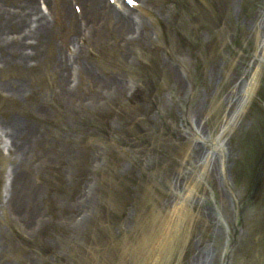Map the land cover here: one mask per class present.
<instances>
[{
    "label": "rangeland",
    "instance_id": "1",
    "mask_svg": "<svg viewBox=\"0 0 264 264\" xmlns=\"http://www.w3.org/2000/svg\"><path fill=\"white\" fill-rule=\"evenodd\" d=\"M144 1L152 16L130 23V28H147L143 40L125 37L122 30L107 35L118 20L91 14L85 21L81 17L76 28L83 23V30L94 26L103 29V33L98 43L83 44V51L77 41L67 48L62 46L58 43L61 36L52 31L48 39L56 46L50 48L42 43L36 49L25 47L33 54L26 65L9 63L15 55L10 48L2 52L5 60L0 62V264H53V259L64 254L66 264H119L111 254L101 258L100 252L91 260L90 250L83 249L80 232L67 230L81 212L72 194L76 178L90 179L89 187L99 190L97 198L90 200L100 203L103 192L114 193V170L118 178L137 172L145 186L153 180L161 208L178 207L180 222L169 227L172 239L159 257L154 240L160 238L161 215L149 214L151 231L147 241H138L141 237L137 240L134 235L128 237L127 248L134 244L127 251L131 264H169L177 237V251L171 264H197L198 252L202 250L207 254L205 264H264V187L251 197L248 178L237 182L234 177L238 164L249 166V148L255 152L262 147L263 139L259 136L264 134V103L256 108L254 103L259 93H264V0H217L219 19L206 7L202 10L201 2L190 0L191 5L185 8L188 12L182 14L186 18L184 24L171 25L168 20L163 23L174 28L176 40L158 30L161 23L153 15L158 13L163 19L170 15L174 19V11L179 8L175 2L182 9L185 0H170L166 4ZM39 2L43 14L52 17L53 26L58 19L60 25L56 30L71 27L59 18L60 0H34L36 13ZM67 3L72 11L75 5L82 8L78 0ZM204 14L206 23L202 25ZM76 50L79 59L75 60V53L69 60V54ZM214 55H218L223 69L212 78ZM117 66L123 67L125 73L116 70ZM176 67L187 73V89L176 87ZM258 69L259 81L254 98L248 103L249 77ZM108 73L109 86L117 80L118 85L103 89L105 93L96 90L89 104L90 80L100 84ZM149 76L160 79L152 87L158 94V100H153L158 111L147 102L135 106L117 104H124L127 98L126 93L117 96L123 83L130 87L134 80L146 82ZM72 82L75 88L79 85V91L70 97L68 88ZM245 103L248 109L244 113ZM110 108L111 133L107 138L99 137L94 130L96 117L103 111L111 112ZM159 116H165L164 124L170 129L159 125ZM136 124L142 126L149 139L139 141V134L134 133ZM196 131L205 141L215 139L226 154L222 156L218 150L208 157L207 148L193 135ZM128 137L131 141L132 137L136 139L133 143H117ZM174 138L182 144L188 142L186 158L172 154ZM223 160L228 171L225 175L220 169ZM98 162L100 166L105 163L112 167L97 173ZM29 186L38 189L33 191ZM134 202L131 196L130 205ZM145 205H135L128 217L126 213L115 224L122 223L124 231L134 230ZM13 224L29 238L43 229L44 237L50 236L46 244L51 246L55 241L59 249L55 248L50 256H36L29 247L30 241L26 242L28 245L22 244L14 237ZM71 252L78 260L69 263Z\"/></svg>",
    "mask_w": 264,
    "mask_h": 264
},
{
    "label": "bare ground",
    "instance_id": "2",
    "mask_svg": "<svg viewBox=\"0 0 264 264\" xmlns=\"http://www.w3.org/2000/svg\"><path fill=\"white\" fill-rule=\"evenodd\" d=\"M11 1L12 0H0V62L5 60L2 52L10 48L15 55L9 63H17L20 64L19 66L26 65L28 59L31 58L33 54L25 47L36 49L42 43H47L50 48L56 46L54 41L48 39L52 31L53 33L59 34L61 37L65 36L62 38V43L65 47L69 46L72 39L75 40V37H78L76 36L79 33V30L76 28L77 22L75 24L76 14L71 12L67 0H60L59 2L58 8L61 9L59 18L63 19L66 23H70L73 28H59L58 30H56L57 25H60L58 19L55 20L54 18L56 26H53V24H51V22H54L52 17L49 19L47 15L41 12L40 8L39 13H36L38 9L35 6L34 0H15V3H11ZM78 3L82 4V10H84L82 21H85V18H88L91 14L95 17L98 15L107 18H117L118 23L114 29L107 31V35L111 34L113 30H116L117 33H120L122 30L126 33L125 37L130 35L134 37L136 35L134 27L133 29L130 28V19L136 18L134 15L137 14L132 11H124L123 6H126L124 3L115 1V4L112 5L108 3L107 0H78ZM87 25L88 24L85 23V26ZM146 29L138 30L139 34L138 36L136 35L134 40L137 38L143 39L145 32H147ZM130 30H132V32ZM102 33L103 29L92 26L86 43L91 41L98 43ZM56 56H58V54H56ZM212 65L213 69L210 71V76L214 78L216 75L220 74L222 64L219 62V58L214 57ZM59 72L62 73L60 68ZM174 82L176 87L178 86L180 90H184L182 81L175 74ZM255 84L256 80L252 82L251 89L254 88ZM11 92L14 93L13 90H11L10 93ZM9 131L10 130L6 131L7 135H9ZM171 221L173 222V220ZM164 237L166 240L172 238V235L169 234V228H166ZM168 245L169 244L163 246L160 250L168 247ZM169 255H172V252H170ZM156 256H158V254ZM203 258H205V254L202 256V260Z\"/></svg>",
    "mask_w": 264,
    "mask_h": 264
},
{
    "label": "snow or ice",
    "instance_id": "3",
    "mask_svg": "<svg viewBox=\"0 0 264 264\" xmlns=\"http://www.w3.org/2000/svg\"><path fill=\"white\" fill-rule=\"evenodd\" d=\"M129 3L135 4L136 0H129Z\"/></svg>",
    "mask_w": 264,
    "mask_h": 264
}]
</instances>
